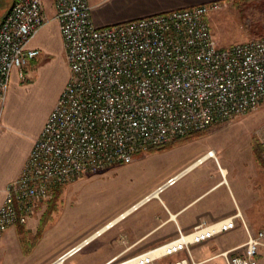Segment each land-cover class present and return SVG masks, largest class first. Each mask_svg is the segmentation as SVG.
I'll return each mask as SVG.
<instances>
[{
    "label": "built area",
    "instance_id": "2783aa9c",
    "mask_svg": "<svg viewBox=\"0 0 264 264\" xmlns=\"http://www.w3.org/2000/svg\"><path fill=\"white\" fill-rule=\"evenodd\" d=\"M60 25L69 79L36 138L20 176L5 188L0 205V239L12 226L26 224L36 203L53 190L87 174L153 148L203 131L257 109L264 102V35L229 48L214 38L208 15L215 1L123 23L98 27L89 0H52ZM44 0H14L0 23V128L14 69L41 55L29 41L47 21ZM209 150L188 169L169 177L130 209L138 210L174 186L185 172L215 158ZM240 213L123 260L106 264H200L192 247L235 227ZM218 256L223 264H264V226ZM101 231L48 264H63ZM239 249L242 252L235 253Z\"/></svg>",
    "mask_w": 264,
    "mask_h": 264
},
{
    "label": "rangeland",
    "instance_id": "374dc122",
    "mask_svg": "<svg viewBox=\"0 0 264 264\" xmlns=\"http://www.w3.org/2000/svg\"><path fill=\"white\" fill-rule=\"evenodd\" d=\"M13 1L0 2V23ZM50 1L45 0V4L49 5ZM208 23L222 48L263 36L264 0L222 2L219 10L208 15ZM59 82L55 77L49 89L40 92L27 107L25 121L31 129L44 118ZM179 139L173 146L142 152L131 163L118 164L60 185L49 198L36 203L32 215L40 219L31 231L44 240L34 249V262L29 259L26 264H36L65 245H76L103 230L146 192L185 171L209 150L214 151L215 158L187 170L174 186L160 195L162 201L175 190L200 195L183 211L184 217L198 213L204 222L241 214L234 228L194 245L195 259L210 257L245 241V223L251 232L264 226V102L255 110ZM160 200L153 199L101 231L64 264H97L106 256L111 243L124 244L130 235L147 225H141L143 222L162 212ZM182 203L187 202L182 200ZM134 223L139 225L133 226ZM239 252L242 249L235 253ZM223 262L224 258L219 256L205 264Z\"/></svg>",
    "mask_w": 264,
    "mask_h": 264
},
{
    "label": "crops",
    "instance_id": "0c3cea01",
    "mask_svg": "<svg viewBox=\"0 0 264 264\" xmlns=\"http://www.w3.org/2000/svg\"><path fill=\"white\" fill-rule=\"evenodd\" d=\"M215 1L222 3L232 0H89V3L92 7L93 22L98 27H104ZM44 7L48 20L28 43L30 48L39 49L41 55L32 60L25 68L26 79L22 80L19 77L17 69L13 70L11 76L0 128V205L4 199L5 188L20 176L36 138L39 136L49 113L57 103L69 79V68L64 58L60 25L54 18L53 4L50 1L49 5H46L44 0ZM55 77L60 81L59 88L51 99L42 121L37 127L31 129L25 121V118L28 117L27 107L39 96L40 92L49 89ZM177 142L178 140L173 141L164 148L173 146ZM147 193L149 192L144 195ZM199 197L200 195L194 193L189 195L182 190L173 191L167 196L166 201L160 200V208L162 210L160 214L152 217L148 222H143L141 225H147L142 227L143 229H140L136 234L130 235L124 244L114 246V243H111L106 256L98 261L97 264H106L114 258L123 260L143 254L150 249L176 239L179 235V230L183 233H190L200 223L212 224L228 217L216 218L211 222L201 220L202 217L198 213H192L184 217L185 212L183 210ZM182 200L187 203H182ZM133 212H129L126 216ZM231 215L233 214L229 216ZM119 216L110 222H115L114 224H116L124 218L117 220ZM39 219L33 214L29 217L26 224L14 225L2 235L0 239V264H26L29 259L33 261L34 249L41 245L44 240L43 237H38V234L31 231L32 225L39 223ZM137 225L139 224H133V226ZM245 241L225 250L242 245ZM29 245H32L31 249ZM74 246L67 244L57 250L51 257L42 259L36 264L53 262ZM225 250L207 258L195 259L193 253L192 255L196 262L205 264L219 257L218 255ZM183 256L184 252H180L161 260L159 264H166Z\"/></svg>",
    "mask_w": 264,
    "mask_h": 264
},
{
    "label": "bare ground",
    "instance_id": "6f19581e",
    "mask_svg": "<svg viewBox=\"0 0 264 264\" xmlns=\"http://www.w3.org/2000/svg\"><path fill=\"white\" fill-rule=\"evenodd\" d=\"M121 217H122V216H119V217L117 218V220L121 219ZM116 222H117V221H116ZM114 223H115V222H110V223H108V224L105 226V228H104L103 230H105V229L111 227V225L114 224ZM103 230H101V231H103Z\"/></svg>",
    "mask_w": 264,
    "mask_h": 264
},
{
    "label": "trees",
    "instance_id": "16d2710c",
    "mask_svg": "<svg viewBox=\"0 0 264 264\" xmlns=\"http://www.w3.org/2000/svg\"><path fill=\"white\" fill-rule=\"evenodd\" d=\"M2 1V0H1ZM11 5V4H10ZM9 9V8H8ZM3 19V18H2Z\"/></svg>",
    "mask_w": 264,
    "mask_h": 264
},
{
    "label": "water",
    "instance_id": "95a60500",
    "mask_svg": "<svg viewBox=\"0 0 264 264\" xmlns=\"http://www.w3.org/2000/svg\"><path fill=\"white\" fill-rule=\"evenodd\" d=\"M0 2H1V0H0Z\"/></svg>",
    "mask_w": 264,
    "mask_h": 264
}]
</instances>
